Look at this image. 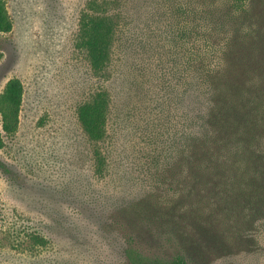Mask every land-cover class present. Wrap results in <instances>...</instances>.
<instances>
[{"label":"rangeland","instance_id":"obj_1","mask_svg":"<svg viewBox=\"0 0 264 264\" xmlns=\"http://www.w3.org/2000/svg\"><path fill=\"white\" fill-rule=\"evenodd\" d=\"M161 2L6 0L13 28L0 32V93L18 77L25 95L19 127L3 132L0 147V264H126L113 208L131 195L113 194L123 175L133 186L140 178L139 149L144 159L154 150L152 129L165 141L175 136V42L161 34L170 12ZM85 13L117 23L103 69L80 43ZM99 91L110 99L108 133L94 140L78 107ZM99 150L107 157L102 174ZM252 256L241 261L264 264V255Z\"/></svg>","mask_w":264,"mask_h":264},{"label":"trees","instance_id":"obj_2","mask_svg":"<svg viewBox=\"0 0 264 264\" xmlns=\"http://www.w3.org/2000/svg\"><path fill=\"white\" fill-rule=\"evenodd\" d=\"M161 1L170 7L161 34L175 42V136L165 141L152 129L154 150L144 159V148L139 149L140 178L133 186V178L123 175L124 186L113 194L131 195L113 208L123 222L126 264H246L241 260L251 255L259 261L264 255V0ZM116 26L112 15L82 17L80 43L96 69L110 60ZM12 28L6 0H0V32ZM24 95L18 77L0 93V147L3 132L19 127ZM109 112L106 91L79 105V120L91 139L106 137ZM145 162L149 170L143 173ZM106 165L107 157L97 151V171L104 173Z\"/></svg>","mask_w":264,"mask_h":264}]
</instances>
